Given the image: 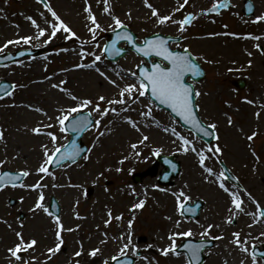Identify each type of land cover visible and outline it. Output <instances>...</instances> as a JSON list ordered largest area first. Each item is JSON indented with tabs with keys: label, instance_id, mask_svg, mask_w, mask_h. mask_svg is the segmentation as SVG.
<instances>
[{
	"label": "rangeland",
	"instance_id": "374dc122",
	"mask_svg": "<svg viewBox=\"0 0 264 264\" xmlns=\"http://www.w3.org/2000/svg\"><path fill=\"white\" fill-rule=\"evenodd\" d=\"M244 1L231 0L230 7L219 15L200 16V12L211 7L214 0H189L188 5L180 12H175L178 0H149L161 15L175 12L176 20L182 19L190 12L197 14L198 19L184 33L187 39L182 44L196 57L201 58L200 61L207 71L206 79L196 85V90L202 93L197 102L200 115L205 123L217 125L219 139L214 145L218 144L223 149L220 159L238 177L242 190L246 189L264 206V52L256 47L259 44L260 48L264 49V22H253L256 16L264 15V0H251L256 6L254 17L251 18L243 15ZM49 2L82 40L90 38L88 32L90 22L86 19L87 13L84 12L85 0ZM179 2L182 3L183 0ZM88 3L104 28L103 32H97V42L103 46L105 34L112 31L109 27L112 24L111 16L103 12L102 0H88ZM109 4L112 14L119 16L140 40L156 32L171 36L178 34L177 25L171 23L158 25L155 18H150V10L144 7L143 0H109ZM0 9L3 10L0 11V44L9 39H16L17 33L20 36L33 34L35 29L25 19L26 16H33L41 26L46 25L44 17L39 15L40 12H45V16L51 20V14L47 13L37 0H0ZM129 12L130 19L127 15ZM212 33L219 35H210ZM248 34L261 36L262 39L259 41L244 39L243 37ZM64 36V33H58L50 44L40 47L44 49V55L41 57L22 60V65L0 69V82L7 80L25 86L17 88L13 96L0 100V127L5 133V139L0 141V161H4L3 170H28L30 175L23 183L46 185L43 189L45 194L43 203L50 207L52 199H56L60 205L59 216L65 229L62 232L65 244L54 257L50 260L47 258V249L54 247L56 243V225L52 217L43 211H32L39 190L9 187L0 192V264H9L7 249L16 242L15 231L23 232L26 239H37L35 251L23 253L25 259L29 255L35 257L34 264H76L77 260L79 264H103L105 259L111 264V256L118 254L122 243L126 242L119 237L128 234L129 220H133L131 230L133 244L140 249L141 255L153 260V264H156V261L159 264H185L184 255L179 257L171 254L167 257L161 255L160 250L170 243L168 235L172 232L192 230L193 237L177 236L179 247L184 239L201 240L199 235L203 230L201 226L209 224L218 225L212 228L211 236L222 235L224 239L211 240L214 244L206 252L209 259L205 264H240L241 254L236 252L234 245L230 243L232 233L240 232L241 237L247 238L251 246L252 238L264 232V224L254 223L253 218L245 214L237 216L235 223L227 224L225 222L229 206L227 195L218 190L215 184L204 180L194 153L184 154L178 151L179 141L173 143L175 137L165 133L162 128L152 123L151 119H143L138 115L139 106H133L137 111L124 115H131L138 121L143 120L140 132L110 113L101 122L99 130L93 128L83 137L84 145L87 149H92L86 153L89 156L88 160L81 159L54 172L49 168L55 179L53 176L37 173L44 159L42 145L48 144L50 150L52 145L48 137L35 135L30 129L41 126L42 123H54L55 121H50L48 117L54 118L59 114V108H67L76 103L51 85L60 83L61 80L66 81L62 87L82 99H95L99 95L115 98L119 91L94 69L74 68L77 63H90L92 57L81 60L77 52L72 51L79 49V41L75 37L65 39ZM65 48L69 51H61ZM19 49L20 46L10 45L6 51L14 52ZM248 52H252L253 55H247ZM45 56L48 57L47 60L44 59ZM140 60L130 54L117 64H111L103 59L99 67L122 84L115 73L121 71L123 74L129 69L136 71V65ZM65 69L68 71H64ZM46 77L51 79H45ZM235 80L244 81L245 88L239 90L233 86ZM28 105L42 108L48 116L30 110ZM152 108V115L161 125L175 126L181 134L190 136L198 148L207 147L177 124L173 125L172 118L166 112L156 109L153 104ZM83 111L86 112L87 109ZM229 117L232 120L231 124L228 122ZM146 124L151 126L145 127ZM47 131L55 132L60 144L68 143L70 140L68 134L60 133L58 125ZM100 131H104L105 135L97 140ZM253 132L257 135L249 141L247 136ZM141 133L149 136V140L145 142L147 146L138 143ZM133 143L138 144L137 150L130 148ZM153 148H161L159 155L177 156L181 162L182 171L174 186H159L158 178L152 176L145 178L142 183H134L135 173L145 170L149 172L155 165L154 162L159 155H153ZM135 151H139L141 155L136 156ZM125 156L129 159L120 164L119 161ZM206 163L217 172L222 170L215 160H208ZM117 168L123 170L117 172ZM161 171L162 166L159 167V172ZM100 172H104V178L99 183H93ZM179 191H184L190 197L184 201L185 203L203 201L204 207L198 219H187L179 214L176 199L172 195ZM247 192L242 191L247 210L255 212V205L247 200ZM140 200L145 201L144 207L131 210ZM109 211L112 213L111 218L108 216ZM77 214L80 218H77ZM118 216H122V219H116ZM109 219L111 223L106 225L105 221ZM177 220L181 221L179 228L175 225ZM8 225L12 227L9 228ZM69 228L73 231H66ZM261 239L264 240V237ZM102 240L106 243L102 244ZM148 244H152L153 247L148 249L146 247ZM81 245L83 255L76 257L75 252L81 250ZM255 245L260 249L264 247L261 241H255ZM94 248L101 249L96 257L89 255ZM128 255L136 259L134 264H146L144 260L132 255L131 248Z\"/></svg>",
	"mask_w": 264,
	"mask_h": 264
},
{
	"label": "snow or ice",
	"instance_id": "6c2138e0",
	"mask_svg": "<svg viewBox=\"0 0 264 264\" xmlns=\"http://www.w3.org/2000/svg\"><path fill=\"white\" fill-rule=\"evenodd\" d=\"M37 2L43 5L47 13L51 14V20L45 16V12H40L39 15L44 17V24L46 26H41L37 20L29 15L25 19L30 22L32 28L35 29L32 35L20 36L17 33L16 39H9L3 44H0V56L6 60H11L16 64H23V61H18L16 56L9 54L6 50L9 46H20L21 50L18 52L20 57L25 55H30L32 48H40L46 46L52 42L54 38L57 37L58 33H64L65 39H72L73 37L79 41V49H73L76 51L77 55L81 60H85L88 57H92L90 63H77L74 65L76 69H94L100 74L105 80H107L111 85L118 89V96L115 98H109L104 95H99L95 99L93 98H81L73 94L69 89L62 87L66 81L61 80L60 83L52 84L51 87L58 89L60 92L65 93L71 101L76 102L73 106L58 109L59 114L53 117H48L50 121L54 120V123L41 124V126H36L30 129L31 133L39 136H46L52 145L51 150L48 144H43V154L44 159L39 168L37 169L38 174H45L47 176H53V173L49 171V165L64 166L66 162H71L75 164L78 159L88 160L89 156L84 154L86 151L91 152V148L85 150L77 143L74 136L73 139L69 140L68 143L60 144L58 143V136L53 131H47L53 127L59 126L60 133L71 132L84 133L93 128L99 130V126L105 117L109 116L111 113L114 117L119 118L123 122L131 126L137 132L141 131V124L143 120L138 121L134 119L131 115H124V113H129L137 111L136 107L139 106L138 115L143 119H151L157 127L163 129L165 133H170L175 140L173 143L177 144L178 151L187 154L189 152L194 153L197 157L198 164L202 170V176L204 180L208 183L215 184L218 190L222 191L227 195L228 216L225 222L227 224L235 223V219L240 214H245L253 218L254 223L264 224V206L261 205L259 201H256L250 192L246 189H240L238 186L233 187L228 182L238 181V177L231 175V170L227 168V165L220 159L223 154V149L218 145H208L204 148H198L194 140L190 136L181 134L175 126L165 127L160 124L158 120L152 115V102L155 101L159 106H166L170 110L173 125L182 124L188 127L189 133H197L203 138L214 137L216 140L219 137L216 135L215 130L217 125L215 123H205L199 116V105L196 103L195 98L202 95L201 92L196 90L195 84L197 78L201 77L204 73L200 65V57H195L188 47H184L182 42L187 39L184 35L188 31V28L193 24L195 20L198 19L197 14L188 13L184 15L182 19H174L175 12L182 11L185 6L188 5L189 0H183L179 2L178 7L175 12L169 13L167 15H161L157 8L153 6L149 0H143L144 7L150 10V18H155V22L158 25H165L168 23L177 25V35L165 36L161 35L159 32L153 33L151 37H145L142 41L135 36V34L130 30L129 26L119 17L115 16L111 12V6L109 0H102L103 2V12L111 16L112 24L109 25L112 32L115 34V38L111 40L110 43H106L101 46L97 42V32H103V26L98 22L97 17L93 13L92 6L85 0L84 12L87 13L86 19L90 22L88 27V32L90 33V38L87 40H82L75 31L61 18V16L53 9L49 0H37ZM231 0H214L211 7L200 12V16H208L212 14L219 15L222 10L230 7ZM247 10L253 12L254 6L249 3L247 5ZM0 11H3L0 9ZM129 19L131 18V13H127ZM247 22V21H245ZM254 23L264 22V15L256 16ZM18 28L19 25H16ZM227 27V26H225ZM210 35H219V33H212ZM225 35L236 36V33H225ZM244 39L261 40V36H253L248 34L243 37ZM35 42V43H34ZM121 42L130 46L138 56L141 57L140 63L136 65V71L127 70L125 72L117 71L115 75L123 83H118L117 80L112 79L106 72L102 71L99 64L103 62V59L112 57L115 55H120L125 52V48L118 47ZM28 46V47H24ZM256 47L264 52V49L260 48L257 44ZM89 49H99V51H90ZM61 51L67 52L69 49L65 48ZM247 55H253L252 52H248ZM45 60L48 57H44ZM251 65V62H249ZM9 65L0 62V68H6ZM64 71H68L65 69ZM232 71V69H229ZM45 79H51V77H46ZM130 81V82H129ZM24 85H18L14 83L0 82V99L5 97H11L14 95L17 88H23ZM248 103H253L252 101H247ZM106 105V106H102ZM119 105L121 107H115ZM15 106V105H13ZM30 110L42 113L44 116H48L42 108L34 107L33 105L27 106ZM87 109V111H83ZM259 116V113H257ZM229 124L232 123L231 117L228 120ZM145 127H150V124L144 125ZM105 132L100 131L99 137L104 136ZM257 133L253 132L252 135L247 136V139L251 141ZM67 139V136L64 137ZM5 139L4 129L0 127V141ZM149 140L148 135L141 133V139L139 140V145H145V142ZM207 144V140L204 141ZM95 147V145H93ZM132 150L138 149V144L133 143L130 145ZM161 148H153V155H159L161 153ZM136 156H140L139 151H135ZM259 159V157H256ZM129 157L125 156L119 161L123 164L125 160ZM215 160L220 168V172L215 171V169L209 166L206 161ZM172 170H176V165L172 161H166ZM4 161H0V192L4 191L6 188H23L29 190H39L37 200L32 209L33 212L41 210L48 216L52 217L53 222L56 225L55 238L56 243L54 247H49L47 249V258L50 260L57 253H59L64 246L65 241L62 236V232L65 231L64 226L61 222V217L58 214L50 211V207H46L43 201L45 200V194L43 189L46 187L43 183H36L34 185H27L25 183H18L24 178L30 175L28 170H20L13 173L10 170H3ZM123 169L117 168V172H121ZM111 171V169H108ZM226 173H228L226 175ZM104 172H100L93 183H99L102 178H104ZM53 179L55 177L53 176ZM164 179H167L165 176ZM57 185H53L56 187ZM73 187H80L79 185H73ZM131 187V186H130ZM187 187V186H186ZM134 191V189H133ZM242 191L247 192V200L255 205V212L248 211L245 198L242 196ZM90 195V194H89ZM172 195L175 197L177 202V208L179 214L183 216L185 211L194 212L193 208L186 207L184 201L190 199L184 191L174 192ZM78 203V202H77ZM145 205L144 200H140L132 206L131 210L141 209ZM108 216L111 218V211L108 212ZM77 218L79 214H77ZM116 219L121 220L122 216L116 217ZM171 219V217H168ZM5 223H7L5 221ZM111 219L106 220L105 224H110ZM181 221L177 220L175 225L177 228L180 227ZM252 225H250L251 227ZM11 228V225H8ZM133 220H129L127 224L128 234L121 235L120 240L126 241L122 243L119 248L118 254L111 256L110 260L112 264H133V261L129 258L128 250L132 249V255L139 257V259L144 260L146 264H153V260H150L148 256L140 254V249L133 244L132 230ZM203 230L200 232V237L202 238L199 242H193L188 240L183 243L182 247L186 250L184 253L178 251L177 236L181 237H193L194 233L191 229L183 232H172L168 235L167 239L170 243L162 248L161 255L167 257L170 254L174 256H185V264H201V254L208 249L210 240H223L222 235H217L212 237L211 231L213 227H218V225H202ZM15 231V230H14ZM66 231H73L69 228ZM105 235H107L105 233ZM251 236V233L248 234ZM16 242L7 249L9 264H34L35 257L29 255L27 259L23 253H30L35 251L38 244L37 239H26L23 232L15 231ZM264 232H261L259 236L253 237V243L250 246L249 240L247 238H242L240 232H233L232 239L230 243L234 245V250L241 254L240 264H261L264 262V251H259L255 245V241L264 240ZM101 243H106L102 240ZM148 249L153 247L152 244L146 246ZM101 251L99 248H94L89 252V255L96 257ZM83 255V245H81V250L75 252L76 257ZM79 264V260L76 261ZM103 264H110L108 259L103 261ZM156 264H159L156 261Z\"/></svg>",
	"mask_w": 264,
	"mask_h": 264
},
{
	"label": "water",
	"instance_id": "95a60500",
	"mask_svg": "<svg viewBox=\"0 0 264 264\" xmlns=\"http://www.w3.org/2000/svg\"><path fill=\"white\" fill-rule=\"evenodd\" d=\"M249 3H250L249 1L246 2L245 14H246L247 16H252V15H253V12H249V11L247 10V5H248ZM112 36H113V34L110 35L109 38L112 39ZM129 50H130V49H127L126 52H128ZM197 80H200V79H197ZM239 86H240L241 88H243V87H244V83H239ZM160 107H163V108L167 109L166 106H160ZM167 110L170 111L169 109H167ZM181 124H182V122H181ZM182 126H184V125L182 124ZM184 127H186V126H184ZM186 128H188V127H186ZM194 133H195V132H194ZM81 134H82V133L74 134V135H75V138H76L77 141H78L79 138H81ZM195 134L198 135L197 133H195ZM198 136H199L200 138H202L204 141L207 140V143H208V144H211V143L215 140L214 137L203 138L201 135H198ZM77 143H78V142H77ZM178 172H179V171H177V169H176V171H174V175H173V177H174V176H177ZM139 177H140L141 179L145 178V177H146V173L139 175ZM20 182H21V181H19L18 183H20ZM201 207H202V203L197 204V205L193 208V209H194V212H193V213H194L195 215H197V214H198V211H199V209H200ZM203 260H204V257L201 255V263H202ZM132 261H133V260H132ZM133 262H134V261H133Z\"/></svg>",
	"mask_w": 264,
	"mask_h": 264
}]
</instances>
